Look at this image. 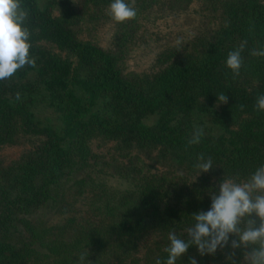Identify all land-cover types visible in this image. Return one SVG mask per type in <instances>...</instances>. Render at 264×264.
Instances as JSON below:
<instances>
[{
    "label": "trees",
    "instance_id": "obj_1",
    "mask_svg": "<svg viewBox=\"0 0 264 264\" xmlns=\"http://www.w3.org/2000/svg\"><path fill=\"white\" fill-rule=\"evenodd\" d=\"M136 3L123 11L111 54L80 41L52 4L0 0V145L41 139L0 164V264H264V0H223L210 41L143 77L120 68L135 18L155 0ZM39 102L58 127L35 118ZM96 138L158 150L185 174L139 169L115 203L102 194L95 221L67 240L68 226L41 227L31 216L75 195ZM225 181L248 194L228 195Z\"/></svg>",
    "mask_w": 264,
    "mask_h": 264
},
{
    "label": "rangeland",
    "instance_id": "obj_2",
    "mask_svg": "<svg viewBox=\"0 0 264 264\" xmlns=\"http://www.w3.org/2000/svg\"><path fill=\"white\" fill-rule=\"evenodd\" d=\"M37 1L41 9L52 4L55 16L67 13L74 22L72 29L80 41L94 44L111 54L117 53L118 28L126 19L123 11L127 8L139 10L136 0H111L109 3L101 0L95 3L81 0ZM119 1L122 12L118 11ZM223 6V0H155L149 9L139 12L135 18L133 30L123 49L125 57L120 66L123 74L139 77L152 75L166 64L183 59L187 53L210 41L220 25ZM44 45L52 53L66 57L55 47ZM37 99L39 101L42 97L38 96ZM31 109L42 125L59 126L57 115L46 104L39 102ZM153 122L151 118L146 123ZM16 140L12 145H0L2 167H8L29 155L41 141L24 136H18ZM90 148L95 158L90 161V167L73 179H84L79 188L74 184L71 186L72 190H76L75 195L69 191L64 204L43 208L31 216L32 221L41 227L68 226L64 232L67 240L78 228L85 227L86 220L90 218L95 221L93 213L103 207L106 197L115 203L120 193L130 189L139 169L143 174L148 169L151 172L169 170L185 174L183 169L160 155L158 150L129 151L120 148L115 141L101 138L92 140ZM261 182H264V175ZM249 189L243 182L233 181H225L221 188L228 195L229 190L248 194ZM102 194L105 198H100ZM150 246L149 240L143 241L139 246L138 258L144 260L152 248Z\"/></svg>",
    "mask_w": 264,
    "mask_h": 264
}]
</instances>
